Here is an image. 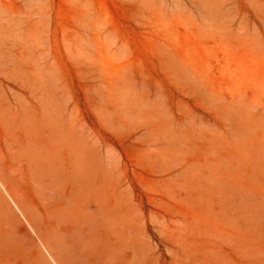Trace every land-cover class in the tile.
I'll return each instance as SVG.
<instances>
[{"label":"rangeland","instance_id":"rangeland-1","mask_svg":"<svg viewBox=\"0 0 264 264\" xmlns=\"http://www.w3.org/2000/svg\"><path fill=\"white\" fill-rule=\"evenodd\" d=\"M0 264H264V0H0Z\"/></svg>","mask_w":264,"mask_h":264}]
</instances>
